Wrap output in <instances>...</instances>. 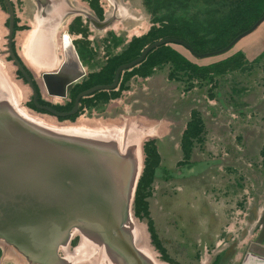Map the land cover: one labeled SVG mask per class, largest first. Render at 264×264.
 <instances>
[{"label": "rangeland", "instance_id": "374dc122", "mask_svg": "<svg viewBox=\"0 0 264 264\" xmlns=\"http://www.w3.org/2000/svg\"><path fill=\"white\" fill-rule=\"evenodd\" d=\"M11 1L19 22L20 39L13 41L16 52L42 99L57 107L68 106L79 90L92 84L93 73L110 79L120 63L133 58V52L140 53L162 38L164 29L174 33L183 30L185 38L205 52L224 46L264 13L262 0L240 29L216 41L222 29L232 23L242 0ZM91 4L99 5L102 18ZM3 6L6 8L5 3ZM58 6L59 12L54 9ZM47 13L51 19L54 15L57 18L47 20ZM6 16L8 20V13ZM260 25L220 55L197 58L180 44L162 45L140 64L125 70L115 89L83 97L80 110L70 118H58L31 106L32 89L8 59L7 25L0 30V63L13 84L7 102L17 118L33 126L31 120L53 122L57 127L45 122L41 123L43 128H37L69 136L66 139L136 152L141 169L131 203L132 222L126 227L136 236L135 222L143 227L146 244L136 248L145 264H264V43ZM64 33L70 35L68 45L62 42ZM33 40L35 44L29 43ZM68 50L78 58L82 74L69 85L66 96H53L41 74L59 70ZM41 54L47 61L39 66ZM48 61L50 66H45ZM150 121L165 122L167 131L171 125L173 143L181 139L177 153L183 152V157L175 173L192 165L193 152L198 161L225 170L222 186L202 190L207 197L204 218L210 229L206 225L200 229V212L191 217L186 211V218L175 212L170 216L165 211L169 205H151L159 189L155 180L160 165L145 189L144 209L139 215L135 213L136 191L145 168L144 144L154 140L158 149L164 142L146 129ZM187 132L190 137L185 149L182 138ZM217 133L227 136L221 139ZM162 174L165 179L172 177L166 168ZM84 232L82 227L73 228L68 240L54 248L51 256H32V260L0 237V264H127L105 244L85 237Z\"/></svg>", "mask_w": 264, "mask_h": 264}, {"label": "water", "instance_id": "95a60500", "mask_svg": "<svg viewBox=\"0 0 264 264\" xmlns=\"http://www.w3.org/2000/svg\"><path fill=\"white\" fill-rule=\"evenodd\" d=\"M3 1L9 15L7 52L32 89L35 106L61 118L76 114L83 97L115 89L125 70L140 64L149 52L162 45L180 44L197 58L220 55L264 21L263 13L225 46L205 52L196 51L180 37L157 39L138 57L121 63L112 82L82 90L72 109L58 110L37 102L33 79L12 47L13 3ZM66 65L41 74L49 94L66 96L67 87L81 76L77 64L72 68ZM139 161L130 148L124 152L92 148L30 130L21 120L8 118L0 132V237L32 260V256L43 257L48 248L52 250L65 243L73 228H91L127 264H145V258L135 247L133 234L125 229L140 173Z\"/></svg>", "mask_w": 264, "mask_h": 264}, {"label": "crops", "instance_id": "0c3cea01", "mask_svg": "<svg viewBox=\"0 0 264 264\" xmlns=\"http://www.w3.org/2000/svg\"><path fill=\"white\" fill-rule=\"evenodd\" d=\"M60 8L61 6L60 7L58 6V8H54V9L59 12ZM7 13L8 12L6 8L3 6V3L0 1V30L6 27L7 25V16H6ZM47 15H48L47 20L51 19L50 14L47 13ZM52 17L55 19L57 18L55 15ZM18 23L19 22L16 20V26L13 37V41L15 40L16 43H17V39L20 37L17 36V32L19 29ZM259 28L261 32V38H262L261 40L264 43V21L261 23ZM65 34L68 33L63 34L62 42L63 44L65 43L64 45H68L70 43L71 38L68 42H64ZM34 35L36 34L34 33L32 35V38L34 37ZM256 37L257 35L255 36V38ZM30 42H32V44H35V40L29 41V43ZM43 46L44 44H39L38 47L42 48ZM66 60L68 61L67 65L71 68L73 66H76L77 64V70L80 72L81 69L80 65L77 62V59L72 51L68 50L66 55ZM45 61H47L46 57H44V55L41 54L37 59V65L42 66L43 65L42 62ZM48 65L50 66L49 61L48 64H46L45 66ZM12 89H13V84L12 81H10L9 73L6 72V67L1 65L0 63V93L11 94ZM167 127H168L167 124L163 121L160 122L150 121V123L147 125L146 128L150 131V133L153 134L154 138L160 137V139L164 140V142H162L163 144L160 143L158 144V152L160 155L159 168H161V171L157 174L158 177L156 178L155 183L157 184L159 189L156 196H154V198L152 197L150 201L151 205L152 206H158L159 204L169 205L167 206L169 207V209L167 210L165 208L166 209L165 211L168 212L170 216L172 215V212L184 216L187 211L188 214L191 213V217H192L200 212V216L202 218V221L200 222V226H201L200 229L203 230L205 225L206 227H208V229H210L209 221L205 222V218H204L205 217L204 205H206L207 200L205 198L207 197H204V195L202 194L203 192L202 190L212 188L213 187L212 185L215 184H217V187L222 186L224 183L223 181L224 179L222 178L221 175L224 176L225 170L222 171L221 170L222 167L217 168V166H213V164H206L205 161L203 162L198 161L199 159L198 158L196 159L197 157L196 152H193L191 156V160H193L192 165L182 168L181 172L176 171L175 173V168L177 167L178 162L181 161L180 159H182L183 157V152L177 153V148L180 145L179 143L181 139L173 143L174 140L172 135V126L169 125L168 131H167ZM217 135L221 139L222 138L225 139V136H227L225 135V133L222 134L217 133ZM226 166L229 167L230 164L227 163ZM164 168L169 169V174L172 177L168 179L162 178V175H164L162 174ZM176 189L179 190L176 191Z\"/></svg>", "mask_w": 264, "mask_h": 264}, {"label": "trees", "instance_id": "16d2710c", "mask_svg": "<svg viewBox=\"0 0 264 264\" xmlns=\"http://www.w3.org/2000/svg\"><path fill=\"white\" fill-rule=\"evenodd\" d=\"M260 1L262 0H242L240 2V5L241 7L238 8L237 10H235L234 12V17H233V21L232 23L228 24V26H226L225 28L222 29V32H221V36L219 38L216 39V41H218L219 39H223V38H226L228 37L233 31H236L238 29H240L242 27V25L244 24V22H246V20L248 19V17L253 13V8L256 4H258ZM92 6V9L96 12V14L98 15L99 18H102L103 17V11L102 9L99 7V5H94V4H91ZM261 17V16H260ZM259 17V18H260ZM258 20V18H257ZM248 29V28H247ZM246 30V29H245ZM244 31V30H242ZM241 31V32H242ZM240 33V32H239ZM238 33V34H239ZM162 34H164V36L162 37H165V36H176V37H180L184 40H186L187 42H189L193 48L198 51L194 44L191 43L190 41H188L185 36H187L186 32H184L183 30H178V31H175V33L173 31H170V30H167V29H164L162 30ZM185 35V36H184ZM237 35V34H236ZM235 35V36H236ZM234 36V37H235ZM233 37V38H234ZM232 38V39H233ZM160 39V38H159ZM231 39V40H232ZM139 40V38H136L135 41ZM226 45V44H225ZM224 45V46H225ZM223 47V46H222ZM163 49H167L166 46H163L161 47ZM221 48V47H220ZM144 49V48H143ZM142 49V50H143ZM142 52V51H141ZM141 52H133L131 55H132V59L133 60L134 58L138 57ZM200 52V51H198ZM150 53V52H149ZM79 55H80V58L81 60L84 61V58L83 56L81 55V52H79ZM149 55V54H148ZM147 57V56H146ZM183 60V59H182ZM130 61V60H128ZM187 64L191 65L189 62H187L186 60H184ZM85 62V61H84ZM127 62V61H126ZM123 63V62H122ZM121 64V63H120ZM119 64V65H120ZM118 65V66H119ZM220 65V64H219ZM117 66V67H118ZM218 65H214L212 67H216ZM116 67V68H117ZM208 67V66H207ZM206 69V68H205ZM113 76L109 79V78H103L102 75L100 74H92V77H95L94 81L92 82V84L82 88L81 90H84L86 88H89L95 84H107V83H110L112 82L113 78H114V74L115 72L113 71ZM79 90V91H81ZM78 91V92H79ZM77 94V93H76ZM95 94V93H94ZM189 129V128H188ZM190 137V135L187 133H184V136L182 138V146L183 148L187 149V146H188V140L187 138ZM144 150H145V153H146V159H145V168H144V171H143V174L139 180V183H138V187H137V191H136V197H135V213L137 215H139V212H141L140 209H144V205H145V198H144V192H145V189L146 188H149L150 184L153 182L154 180V174H155V169L160 165V155H159V152H158V149H157V146H156V141L154 140H148L145 144H144ZM186 152V151H184Z\"/></svg>", "mask_w": 264, "mask_h": 264}, {"label": "bare ground", "instance_id": "6f19581e", "mask_svg": "<svg viewBox=\"0 0 264 264\" xmlns=\"http://www.w3.org/2000/svg\"><path fill=\"white\" fill-rule=\"evenodd\" d=\"M64 39H65V41L64 42H68L69 40H70V36L68 35V34H65V37H64ZM65 44V43H64ZM64 46V45H63ZM72 63V62H71ZM11 96V94L9 93H0V132L1 131H3L4 130V127H5V125H6V122H7V120H8V118H10V117H13V118H15V119H18V120H21L24 124H26L27 125V127H28V129H30V130H33V131H36V132H40V133H43V134H46V135H50V136H55V137H59V138H64V139H66V138H69V136H63V135H60V134H54V133H48V132H46V131H43V130H41V129H38L37 128V126H39V127H41V128H43L44 126L41 124V123H44L45 124V122L46 121H44V120H38V119H36V120H31L33 123H34V125H36V126H33V125H31V123L30 122H27V121H25L22 117H20V118H17L16 117V115H14V113L12 112V110H11V107H10V105L8 104L9 102H7V101H9L8 100V97H10ZM47 123V122H46ZM48 124V123H47ZM48 125H51V126H53V127H57V124H55V123H51V124H48ZM51 126H50V128H51ZM79 126V125H78ZM81 126L83 127V126H86V125H82L81 124ZM59 127V126H58ZM61 128V127H60ZM94 128V127H93ZM102 128V127H101ZM94 130V129H93ZM67 140H71V141H76V140H73V139H67ZM76 142H80V143H84V144H86V145H88V146H91L92 148H98V149H101V150H119L120 151V149L118 148V146L117 147H111V146H107V147H105V146H103V145H99V144H97V143H93V142H84V141H76ZM123 152V151H122ZM134 157H135V155H134ZM138 160V159H137ZM141 169V168H140ZM132 222V220H131V218H130V215H129V218H128V220H127V223H126V225H125V229L126 230H128L129 232H131L132 233V229H128L126 226H127V224H130ZM134 228L136 229V232H137V236L136 235H134V232L132 233L133 234V236H134V244H135V247H137V248H139V249H142L144 246H145V244H146V239H145V237H144V233H143V227L140 225V224H138V222H135V226H134ZM84 230H85V232H84V235H85V237H88L90 240H95V241H98L99 243H102V241H101V239L99 238V235H97V233L93 230V229H91V228H83ZM79 231V233L81 232L80 231V229L78 230ZM3 239V238H2ZM2 241V240H1ZM3 243V242H2ZM3 245V244H2ZM9 246V245H8ZM9 248V247H8ZM6 249V248H5ZM48 251H46V254L45 255H43V257H37V258H48L49 256H51V251L53 250H50L49 248L47 249ZM50 250V251H49ZM86 250V249H85ZM5 251H7V250H5ZM13 252V251H12ZM8 253V252H7ZM11 254V253H10ZM9 253H8V255H10ZM85 254H86V251H85ZM117 254V253H116ZM17 258V257H16ZM22 258V257H21ZM15 259V258H14ZM20 260V259H19ZM40 260V259H39ZM146 261H148V262H151V261H149L148 259H146Z\"/></svg>", "mask_w": 264, "mask_h": 264}, {"label": "flooded vegetation", "instance_id": "af4514ba", "mask_svg": "<svg viewBox=\"0 0 264 264\" xmlns=\"http://www.w3.org/2000/svg\"><path fill=\"white\" fill-rule=\"evenodd\" d=\"M0 1H1L2 3H5L3 0H0ZM5 5H6V4H5ZM13 6H14V5H13ZM6 10H7V7H6ZM8 19H9V17H8ZM7 26H8V20H7ZM15 26H16V17H15L14 31H15ZM12 47H13V51L15 52V55L19 58V60L21 61V63L25 66V64L22 62L21 58L18 56V54H17V52H16V49H15L14 43H12ZM8 59L11 60V61H13L10 55H8ZM13 63H14V62H13ZM67 63H68V61L65 60L64 65H66ZM25 68H26L27 71L29 72L28 68H27V67H25ZM18 72H19V74L23 77V79L25 80V82H27V80L24 78L23 74L19 71V69H18ZM29 74H30V72H29ZM30 75H31V74H30ZM31 77H32V76H31ZM32 79H33V83H34L35 90H36V92H37V102L40 103V104H45V105L51 106V107L56 108V109H58V110H70V109H72L73 106H74V104H75V98H76L77 94H78L79 92L82 91V90L79 91V92L75 95V97H74L73 99H70V102L68 103V106H66V107H57V106H54V105H52V104H50V103H48L47 101H44V100L42 99V97H41V95H40V91L38 90L37 85H36V83L34 82V78L32 77ZM27 83H28V82H27ZM67 91H68V87H67ZM57 97H59V96H57ZM30 102H31V106H32L34 109H36V110H40V111L48 112V111H46L45 109H40V108H38V107L35 106L34 98H33V93H32V96H31V100H30ZM81 104H82V99L80 100L79 107H78V111H79L80 108H81ZM78 111H77V112H78ZM48 113H49V112H48ZM50 114H51V113H50ZM52 115H53V114H52ZM73 116H74V115H71V116H68V117L70 118V117H73ZM68 117H64V118H68ZM58 118H61V117H58Z\"/></svg>", "mask_w": 264, "mask_h": 264}]
</instances>
